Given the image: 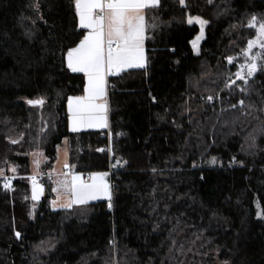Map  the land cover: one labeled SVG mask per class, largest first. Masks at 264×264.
<instances>
[{"label":"trees","instance_id":"1","mask_svg":"<svg viewBox=\"0 0 264 264\" xmlns=\"http://www.w3.org/2000/svg\"><path fill=\"white\" fill-rule=\"evenodd\" d=\"M144 15L146 64L108 76L109 128L73 132L68 97L86 81L65 57L87 32L74 0H0V264H264V71L247 93L225 87L264 0H160ZM188 16L209 21L198 53ZM64 138L76 172L120 161L111 201L33 205L31 153L48 170Z\"/></svg>","mask_w":264,"mask_h":264},{"label":"snow or ice","instance_id":"2","mask_svg":"<svg viewBox=\"0 0 264 264\" xmlns=\"http://www.w3.org/2000/svg\"><path fill=\"white\" fill-rule=\"evenodd\" d=\"M181 5L185 0H179ZM212 0H209L211 3ZM160 0H74L75 13L79 20V27L86 29L87 33L79 40L75 47H69L66 52V66L73 73H83L86 78L84 95L68 97V120L70 130L79 131L81 128H106L107 125V102H106V77L118 75L129 68L145 67V15L143 10L155 8ZM198 23L200 33L191 41L193 50L198 53L199 41L204 37V27L208 20L199 16L189 17L188 23ZM248 27L254 29L256 37L247 41L246 47L241 50L244 58L242 63L236 64L237 71L225 81V87L232 88L237 80L242 81L245 87L241 92H249V85L258 71H264V20L252 16ZM259 51L253 52L254 49ZM229 64L234 61L233 57L226 58ZM207 100L211 102L212 96ZM27 103L31 106H43L45 100L41 98L29 99ZM238 104L241 109L245 107V101L240 100ZM233 109L237 105H231ZM249 108L252 105H248ZM244 114L243 111L241 113ZM261 131H264L262 129ZM251 146H255V137H251ZM15 144L17 139H10ZM103 151V149H98ZM111 151V149H109ZM39 167V161H34ZM120 161L117 160V164ZM126 163V162H125ZM215 163V158H213ZM64 168H71L67 161ZM13 173L16 168L10 169ZM67 177V173L64 174ZM107 172L91 173L87 180L80 174H71V179L65 178L58 181L57 199L52 201L53 207L71 208L74 204L83 205L90 200L105 197L111 201L110 185L105 177ZM0 177L3 178V187L12 189V178L4 176L0 169ZM32 182L33 201H38L43 194V185L37 182L36 176L29 177ZM61 195L67 197V202L58 204ZM111 207V204H109ZM259 216L260 213L257 212ZM20 238V233H15ZM176 242L173 241V244ZM182 247V246H181ZM224 264H228L227 261Z\"/></svg>","mask_w":264,"mask_h":264},{"label":"rangeland","instance_id":"3","mask_svg":"<svg viewBox=\"0 0 264 264\" xmlns=\"http://www.w3.org/2000/svg\"><path fill=\"white\" fill-rule=\"evenodd\" d=\"M189 17H195V16H188V18ZM205 29H206V25L204 27V37L199 41V44H198V52L200 49V44L203 41V39L205 38ZM199 33H200V31H199ZM199 33L197 34V36L199 35ZM145 43H146V34H145V40H144V52H145V64H146V46H145ZM256 51H259V49L257 48V49L253 50V52H256ZM133 68H137V67H133ZM106 80H107V84H106V97H105V99L107 102V112H106V118H107V116H108V92H109L108 76L106 77ZM85 81H86V78H85ZM77 96H80V95H77ZM104 129H107V127ZM37 160L39 161V167H37L36 164L34 163V161H37ZM46 161H47V157H46V154L44 151L36 150V151L31 153V177L34 175H37V174L44 175V178L42 180L37 181L38 183L43 185V194L38 201H33L34 206L37 203H39L43 198H45L46 195H49L50 204L52 207H53L52 201L57 199V192L53 191V189L58 187V181L63 180L58 175L61 172H65V170L67 169V168H64V166H63L65 161H67V163L69 164V162H68V144H67L66 138L63 140V142L58 144L56 160H55L53 166L51 168H49L48 170L43 169ZM30 185H31V196H32V182H31V180H30ZM109 185H110V190H111V195H112V185H111L110 180H109ZM103 198H105V197H100L96 200L103 199ZM90 201H94V200H90ZM66 202H67V197H65L64 195H61V198L58 201V204H63ZM53 208L57 209V208H64V207H53Z\"/></svg>","mask_w":264,"mask_h":264},{"label":"crops","instance_id":"4","mask_svg":"<svg viewBox=\"0 0 264 264\" xmlns=\"http://www.w3.org/2000/svg\"><path fill=\"white\" fill-rule=\"evenodd\" d=\"M145 11H146V9H144L143 10V14L145 13ZM82 95H84V93L83 94H81L80 96H82ZM73 96H77V95H73ZM70 97H72V96H70ZM67 109H68V102H67ZM107 129L109 128V103H108V116H107ZM83 130H105L104 128H81V130H79V131H83ZM65 139V138H64ZM63 139V140H64ZM67 139V138H66ZM63 140H62V142H63ZM67 144H68V139H67ZM68 162H69V145H68ZM70 165V164H69ZM65 173H67L68 175H67V177H65ZM73 173H75V174H80L81 176H82V178L83 179H85V180H87L88 178H89V176H90V174L91 173H88V174H84V173H81V172H76V171H74L72 168H67L66 170H65V172H61V173H59V175L58 176H60V178H62L63 180L65 179V178H67V179H71V174H73ZM93 173H101V172H93ZM105 179H106V181L108 182V184H109V177L107 176V177H105ZM100 200V199H99ZM94 201H96V200H94ZM89 202H91V201H89Z\"/></svg>","mask_w":264,"mask_h":264},{"label":"built area","instance_id":"5","mask_svg":"<svg viewBox=\"0 0 264 264\" xmlns=\"http://www.w3.org/2000/svg\"><path fill=\"white\" fill-rule=\"evenodd\" d=\"M109 149H111L110 146H108V147L106 148V151L108 152L109 156L111 157V151H109ZM118 167H119V164H117V160H112V159H111V161H110V165H109V168H108V170L106 171V172L108 173V177H109L110 181H111V179H112V176H113L115 170H116ZM35 176H36L37 181H40V180H42V179L44 178V175H42V174H37V175H35ZM111 185H112V182H111Z\"/></svg>","mask_w":264,"mask_h":264}]
</instances>
